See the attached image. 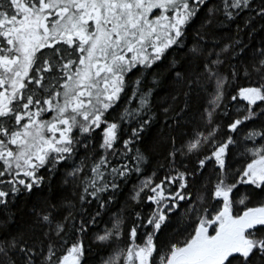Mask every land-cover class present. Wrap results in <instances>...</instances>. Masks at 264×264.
I'll list each match as a JSON object with an SVG mask.
<instances>
[{"label":"snow or ice","instance_id":"6c2138e0","mask_svg":"<svg viewBox=\"0 0 264 264\" xmlns=\"http://www.w3.org/2000/svg\"><path fill=\"white\" fill-rule=\"evenodd\" d=\"M0 264H264V0H0Z\"/></svg>","mask_w":264,"mask_h":264},{"label":"trees","instance_id":"16d2710c","mask_svg":"<svg viewBox=\"0 0 264 264\" xmlns=\"http://www.w3.org/2000/svg\"><path fill=\"white\" fill-rule=\"evenodd\" d=\"M243 86V85H242ZM100 227H103V225H100Z\"/></svg>","mask_w":264,"mask_h":264}]
</instances>
